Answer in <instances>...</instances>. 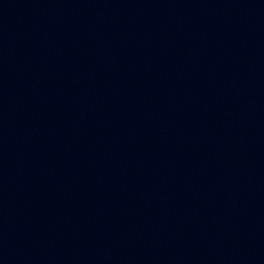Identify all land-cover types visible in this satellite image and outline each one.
<instances>
[{
	"label": "water",
	"instance_id": "95a60500",
	"mask_svg": "<svg viewBox=\"0 0 264 264\" xmlns=\"http://www.w3.org/2000/svg\"><path fill=\"white\" fill-rule=\"evenodd\" d=\"M0 264H264V0H0Z\"/></svg>",
	"mask_w": 264,
	"mask_h": 264
}]
</instances>
